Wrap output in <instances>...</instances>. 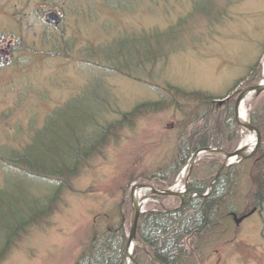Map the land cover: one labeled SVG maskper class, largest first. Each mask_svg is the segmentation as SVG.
I'll return each instance as SVG.
<instances>
[{
	"label": "rangeland",
	"instance_id": "obj_1",
	"mask_svg": "<svg viewBox=\"0 0 264 264\" xmlns=\"http://www.w3.org/2000/svg\"><path fill=\"white\" fill-rule=\"evenodd\" d=\"M50 12L61 18L57 27L47 22ZM0 51V160L26 146L31 153L43 150L53 139L61 145L57 133L72 121L52 116L66 107L78 128L91 131L95 118L99 128L111 125L101 154L64 180L51 214L35 216L0 261L77 264L99 234L123 219L128 238L132 186L176 166L183 137L205 121L207 107L191 93L214 97L211 107L223 111L235 107L237 91L263 81L264 0H0ZM252 97L245 101L248 114ZM237 134L234 150L251 132L238 127ZM257 154L221 171L238 183L223 197L226 206L214 225L185 240L183 264H264V178L259 186L254 168L263 160ZM223 162L221 154L201 153L190 179L197 173L212 183ZM186 163L163 185L174 184L179 173L187 178ZM3 165L0 189L24 186L42 200L57 187ZM136 197L143 215L179 207L169 196L140 197L136 190ZM143 251V264H157L147 246Z\"/></svg>",
	"mask_w": 264,
	"mask_h": 264
},
{
	"label": "trees",
	"instance_id": "obj_2",
	"mask_svg": "<svg viewBox=\"0 0 264 264\" xmlns=\"http://www.w3.org/2000/svg\"><path fill=\"white\" fill-rule=\"evenodd\" d=\"M112 66H114V69L116 67L119 68L117 65ZM247 78L248 76L244 77L243 80H247ZM232 91L229 92L232 93ZM229 92L227 96L230 95ZM191 94L198 96L207 107L204 114V124H201L196 130L183 137V146H181V150L177 151L176 166H168L165 171L159 174L161 178L155 179L158 180L160 185L166 184L168 177L175 174L173 172L176 171V167L179 166L180 168L184 162L186 163L193 151L199 148L211 145L227 151L234 150L235 146L233 147V144H236L234 140L238 135V127L234 120L233 104L223 110L224 112L216 111L215 107L214 109L211 107L214 97L202 92ZM185 96L188 95L185 94ZM68 108L66 107L62 111L57 110L52 117H60L72 122L78 121H74L71 118L73 113L69 112L70 108ZM212 110L214 112L213 115L211 114ZM261 110L264 113V98L253 101L250 106L248 119L264 135V117L258 114ZM209 114L213 116L212 119L207 117ZM76 117H79V114ZM98 120V118H95L92 123L90 121L91 125L87 127L93 125L91 131L87 130L88 128L76 127V123L73 124L71 122L68 124L66 122L64 130H60L57 133V136L62 141L61 145L55 143L56 140L53 139V145L47 148L43 147V150L34 149L31 153L28 152L30 147L26 146L22 152H14L11 156L3 157L0 160L7 171H18L20 169L23 176L34 177V179L39 177L54 180L57 186L51 195L48 194L49 196L42 197V200L35 196L33 192H28L24 186L10 188L7 185L0 189V261L5 258L10 251L9 249L15 245L16 239L21 232L25 231V227L36 223L34 221L35 216L46 217L51 214L52 207L50 205L54 203L55 198L62 192L61 185L64 186L65 184L63 183H66L64 180H68L77 174L76 172L87 161V158L94 154H101V150L108 142L109 137L112 136V131L110 124L101 126V128L97 127ZM227 133H230L228 138ZM94 136L98 137L95 138ZM257 153V156L262 155L263 161L262 164H258L259 161L255 163L258 164L254 166L256 168L255 171H257L255 175L258 185L262 186L264 178L263 143H261ZM214 164L215 162H213ZM179 168H177L176 173ZM225 173L222 172L217 178L208 196L204 198L196 196L177 210L165 213L150 212L140 217L137 234L141 242L148 247V250L155 257V263L183 264L184 259L188 257V252L185 250V240L188 239L193 230H196L198 232L196 234L200 236L211 225H214L213 222H216L221 216L220 213L223 212L226 206L225 196H228L229 193L231 194V189L233 186L236 187L235 185L238 183L236 179H228ZM201 176V174L198 175L197 173L192 175V179L189 182V191L206 192L210 182ZM28 187L34 189L31 186ZM257 195H259L258 192ZM29 199H32V201H28ZM228 212L233 213L234 216L237 215L235 208H231L229 205ZM124 233L125 230L122 224L116 229L108 228L107 231L99 234L92 250L85 253L77 264H124L125 244L127 241ZM143 253L144 251H141L136 246L133 254L140 264H143V258L147 259V256Z\"/></svg>",
	"mask_w": 264,
	"mask_h": 264
},
{
	"label": "water",
	"instance_id": "obj_3",
	"mask_svg": "<svg viewBox=\"0 0 264 264\" xmlns=\"http://www.w3.org/2000/svg\"><path fill=\"white\" fill-rule=\"evenodd\" d=\"M58 15H56V13L51 12L49 13L46 17L47 20L49 22H51L54 25H58L60 22L59 17H57ZM262 92H264V80L259 82L256 85H252V86H248L246 88H244L243 90H241L236 98L235 101V107H234V119L238 125L239 128L241 129H246L251 133H254L256 136V142H254L255 144L252 147L249 146H243V147H239L237 148L235 151L233 152H227L224 149L221 148H214V147H204V148H199L197 149L189 158L188 160V167H190V171L188 172V176L187 179L185 181V189L186 192L188 190V182H189V178L191 175V171H192V166H194L195 161L197 159V157L204 152H215L218 154H221L224 156V162L222 163V166L220 167V169L216 172L214 179L212 181V183L209 185V191L212 190V186L213 183L215 182V180L219 177L221 171L232 165L233 162H230V160L232 158H234L235 160H237V162L241 161V160H245V159H249L251 157H253L255 155V153H257L261 141H262V134L261 131L259 130V128L255 125H253L248 119L242 117L240 109H241V104L243 103V101H245V99L250 96L253 95L252 100L256 99ZM228 99V98H227ZM180 177V176H179ZM179 180H176L175 184L178 183ZM139 188H152V193L157 194V195H164V196H175L180 198V200H182V204L188 202L190 200V198H192L194 195H199V196H206L207 194H200L197 192H192L189 193L187 200L185 201L183 198H185V194L186 192H178V191H174L173 189L169 188V189H159L156 188L154 189L153 186L149 185V184H135L132 186V192H131V197H132V215H131V221H130V231L128 234V240L126 243V247H125V255H126V264H139L133 257V249L134 246L140 242L137 238V227H138V220L139 217L141 216V214H143L144 212H142L140 204H138L137 202V197H136V190H139ZM136 189V190H135ZM242 216L241 219H243ZM141 243V242H140ZM141 247L143 250H146V246L141 243ZM148 255H150L149 252H147ZM150 257L152 259H154L151 255Z\"/></svg>",
	"mask_w": 264,
	"mask_h": 264
},
{
	"label": "bare ground",
	"instance_id": "obj_4",
	"mask_svg": "<svg viewBox=\"0 0 264 264\" xmlns=\"http://www.w3.org/2000/svg\"><path fill=\"white\" fill-rule=\"evenodd\" d=\"M263 66H264V64H263ZM263 75H264V69H263ZM245 101H243V103L241 104V109H240L242 117H246V114H247V108H246V103L247 102H245ZM255 140H256L255 136L251 133V135L247 136V138L244 140V142L242 143V146L252 147L255 144L254 142H256ZM231 161H233V160L231 159ZM142 211H144V210H142ZM141 215H143V214H141Z\"/></svg>",
	"mask_w": 264,
	"mask_h": 264
},
{
	"label": "flooded vegetation",
	"instance_id": "obj_5",
	"mask_svg": "<svg viewBox=\"0 0 264 264\" xmlns=\"http://www.w3.org/2000/svg\"><path fill=\"white\" fill-rule=\"evenodd\" d=\"M0 52H2V51H0ZM151 181V180H150Z\"/></svg>",
	"mask_w": 264,
	"mask_h": 264
}]
</instances>
